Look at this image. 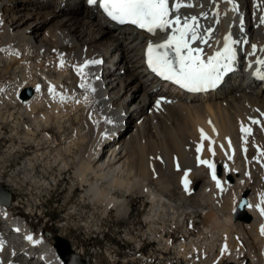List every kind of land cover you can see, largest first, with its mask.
<instances>
[{
  "label": "bare ground",
  "instance_id": "1",
  "mask_svg": "<svg viewBox=\"0 0 264 264\" xmlns=\"http://www.w3.org/2000/svg\"><path fill=\"white\" fill-rule=\"evenodd\" d=\"M42 1L0 0V62L5 74L13 71L20 77L10 90L0 92L5 99H0V108L7 111L0 120L11 123L13 114L7 106L17 108L16 115L29 118L35 132L42 133L39 141L25 136V142L51 146L56 141L46 131L51 126L64 130L68 117L80 112L87 147L77 161L57 162L60 170L73 169L80 187H88L82 199L92 205L104 203L106 214L112 208L122 217L129 213V195L146 197L153 209L145 218L148 234L164 255L173 245L170 234L159 231L175 230L186 214L201 210L202 233L196 240L188 234L189 244L181 240L174 249L178 257L190 260L198 254L201 259L209 257V264H264V206L259 192L246 198L249 222L232 217L241 197L238 190L249 181L234 178L239 168L233 162L232 140L246 144L258 127H264V0H133L149 4L158 16L156 31L142 36L129 27L113 29L97 6L94 10L105 0ZM42 26L48 27L45 33L39 32ZM155 46L168 48L181 64L207 59L206 71L190 74L197 91H176L152 81L145 53ZM49 72L56 77L51 79ZM27 90L34 92L24 98ZM119 115L126 116V123L111 140ZM147 134L152 137L143 148L141 138ZM257 149L254 161L263 177L264 154ZM211 154L231 164L220 178L216 165L207 162ZM203 165L212 185L195 194L192 184L203 173ZM25 166L33 169L34 164L27 160ZM167 174L169 180L164 181ZM2 178L0 172V183L13 191L15 183ZM97 180L106 183V189ZM119 191L126 196L119 198L115 195ZM15 206L12 200L0 204V221H7L15 232L0 234V264H24L23 256L28 263L38 257L41 264H62L53 236L35 234L27 220L13 215ZM71 249L87 264L95 263Z\"/></svg>",
  "mask_w": 264,
  "mask_h": 264
},
{
  "label": "rangeland",
  "instance_id": "2",
  "mask_svg": "<svg viewBox=\"0 0 264 264\" xmlns=\"http://www.w3.org/2000/svg\"><path fill=\"white\" fill-rule=\"evenodd\" d=\"M83 5L84 2H82ZM63 6L66 7L67 3L66 5L63 4ZM92 27L93 25L90 26L89 31H91ZM47 30L48 27L42 26L39 32L45 33ZM3 69L4 67L1 63L0 92L10 90L13 87L12 83L20 80L19 73L10 71L8 74H5ZM49 73L51 74H49L51 79L56 77L53 72ZM32 92L34 91L32 90ZM0 94L2 102L5 101L3 98L4 94ZM7 108L8 113L11 111L13 114V121L11 123L10 121L3 123L0 120V172H3V182L11 179L13 184L15 183L16 185L14 188L12 187L13 191H11L12 203L17 204L14 207V210H16V213L13 214L14 216L26 217L24 213L32 210V213L42 211L49 218L48 221L44 218L40 222H37L33 218L29 222V218L26 217L28 224L31 225L35 234L41 232L44 235L47 232L51 236L60 235L63 239L68 240L74 248H79V250L82 248L85 251V257H90L84 259H89L95 262L94 264H126V261L132 262L131 264H168L169 262L171 264H192L194 261L198 264H209L207 262L209 257L201 259V255L197 254L189 260L178 257L176 255L177 252L174 250L181 240L184 244H189L191 238L192 240H196L197 236L202 233L203 213L201 210H198L199 212L196 211L192 216L186 214V217L180 219V224L176 226L175 230L171 229L170 232L167 230L159 231L166 236L170 234V240L173 245V249L164 255L158 244L154 243L153 237L148 234L149 225L145 222V218L151 215L153 209L146 197H139L136 193L129 195L126 198L129 213L122 217L117 216L112 208H109L106 214L104 211L106 205L104 203L92 205L87 199H82L88 187H80L73 178V169L70 168L68 171L60 170L57 161L61 162V159L65 162L77 161L79 156H81V150L86 149L87 145L83 138L85 132L83 114L73 112L74 115L72 114L70 115L71 117L69 116L70 118L68 117L69 121L65 124L66 126H64V130L62 131H58L56 126H51V130L46 132L51 135L53 142L54 140L56 142L52 143L51 146L49 144L37 146V143H26L23 138L27 136V138H33L37 142L42 138V133L35 132L33 122L29 118L23 115L18 117L17 108L11 106H7ZM5 111L6 108H0V117L7 115V111ZM76 114H79L80 118ZM13 122L15 123L13 124ZM152 127L151 125L148 127L150 132L153 131ZM125 129L126 127L120 132L121 136L125 132ZM129 131L131 130L129 129ZM256 131L257 135L251 136L246 144L237 138H233L232 140L233 162L239 168L238 174L236 172L234 178L235 180L244 177L249 179L247 184L238 190L241 197L232 215L234 219L238 221L242 220L241 222L244 223H247L245 220L247 215L245 212L247 206L246 198L250 196L254 197V194L258 191L260 199L262 198L260 203L264 206V175L261 177L260 170L255 163L256 161H254L256 158L255 151L259 152L258 149L255 150L256 146H259L264 154V139L260 137L264 135V127H258ZM147 135L141 138V147H143V144L144 146L147 145L152 137L151 135ZM68 146L70 147L68 148ZM11 148H14V151L8 154ZM67 150L70 153H67ZM58 155L60 160L57 158ZM209 156L212 157L208 158L207 162L210 166L215 164L216 176L222 177L225 170L229 169L230 162L224 158L217 159L215 157V159L212 154ZM27 160H30L34 164V170L28 169L25 166ZM71 166L73 167V165ZM217 166H220L219 174L217 173ZM203 169V173L195 177L192 184L195 194H198L197 192L202 187H207L208 185L210 187L212 185L207 165H203ZM175 172L174 175L178 177L179 171ZM175 179L177 182V178ZM175 179L172 188H176L178 185ZM163 180H169L168 174L167 176H163ZM235 180L233 179L232 182H229L235 184ZM97 183L100 184L101 181L97 180ZM154 183L155 181H152V185ZM105 185L106 183L102 182L100 187L106 189ZM8 189L10 188L8 187ZM115 195L119 198L126 196L124 191H119ZM242 204L244 205V209L243 212H240ZM95 231H101V235H97ZM187 235L191 238H185ZM49 240L53 244L52 240ZM140 245H142V254L140 252L136 253V251L132 254L133 250ZM199 245L200 243L196 244V247H199ZM243 245L244 243L241 242L240 246L242 247ZM218 248L219 244L217 243L214 246L213 252H216ZM109 253L112 255L113 253H117V257L112 259L110 257L109 259ZM162 256L166 260H161ZM21 260H23L22 263L24 264H30L31 262L28 263L27 258L24 256Z\"/></svg>",
  "mask_w": 264,
  "mask_h": 264
},
{
  "label": "water",
  "instance_id": "3",
  "mask_svg": "<svg viewBox=\"0 0 264 264\" xmlns=\"http://www.w3.org/2000/svg\"><path fill=\"white\" fill-rule=\"evenodd\" d=\"M32 95L31 90H27L23 97L29 98ZM218 171H220V167H218ZM11 191L0 183V204L8 205L11 202ZM245 220L247 222L250 221L249 217H246ZM45 236L50 238L51 235L45 232ZM54 247L57 251L59 258L62 261V264H87L84 260L80 259L71 249V245L69 242L59 235L53 236Z\"/></svg>",
  "mask_w": 264,
  "mask_h": 264
},
{
  "label": "built area",
  "instance_id": "4",
  "mask_svg": "<svg viewBox=\"0 0 264 264\" xmlns=\"http://www.w3.org/2000/svg\"><path fill=\"white\" fill-rule=\"evenodd\" d=\"M94 247V246H93ZM76 249V251H78V252H81V255H82V257L83 258H90V257H85V251L81 248L80 250H79V248H75ZM100 250V249H99ZM104 255H106V254H104ZM110 254L108 255V258L110 259Z\"/></svg>",
  "mask_w": 264,
  "mask_h": 264
}]
</instances>
